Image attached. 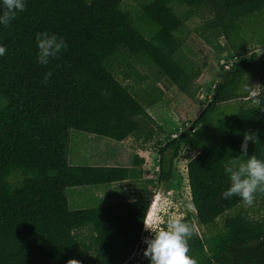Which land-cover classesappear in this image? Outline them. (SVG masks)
Returning <instances> with one entry per match:
<instances>
[{"label":"trees","instance_id":"trees-1","mask_svg":"<svg viewBox=\"0 0 264 264\" xmlns=\"http://www.w3.org/2000/svg\"><path fill=\"white\" fill-rule=\"evenodd\" d=\"M123 2L25 0V10L0 25V44L6 46L0 56V96L6 101L0 109V264H149L143 236L151 233L143 228L151 199L69 208L67 188L133 176L126 167L69 164L70 131L117 141L133 136L144 143L164 132L147 111L156 103L155 92L139 100L123 82L129 74L112 63L120 56L154 65L167 87L193 98L201 67L184 69L177 59L183 42L175 35L193 16L209 33L204 40L220 52L232 50L235 60L210 88V100L192 125L162 145L156 141L158 179L172 177L183 148L195 150L186 166L188 186L212 251L207 256L197 251L191 236L188 255L197 264H264V215L254 217L238 196L221 195L229 186L225 168L233 161L250 155L264 160V103L245 89L254 69L264 70V60L235 42L244 19L263 10L264 0H142L135 16ZM175 5L188 9L178 16ZM45 31L63 37L67 47L41 65L35 36ZM260 81L264 85V77ZM231 101L241 102L238 111L211 125L216 106ZM244 132L257 136L248 155L239 147ZM13 173L20 176L10 181ZM256 197L264 199V193Z\"/></svg>","mask_w":264,"mask_h":264},{"label":"rangeland","instance_id":"rangeland-1","mask_svg":"<svg viewBox=\"0 0 264 264\" xmlns=\"http://www.w3.org/2000/svg\"><path fill=\"white\" fill-rule=\"evenodd\" d=\"M138 1L142 0H124L123 6L129 9L132 15L135 16L139 8ZM187 9L188 7L186 5L174 6V12L178 16L184 14ZM244 21L245 23L243 22L241 24V30L239 31L240 39L235 41L238 45L237 48H243L245 46L246 51H249V55L254 54L255 59L260 58L264 60V9L245 18ZM201 24V19L192 17L175 32V35L183 41V45L177 54V59L181 65L187 71L201 67V75L195 83V86L201 87L200 91L202 93L200 95L196 93L193 98L189 97L190 100L188 101L185 99L186 94L182 93L176 86L167 87L165 85L166 80L158 74L157 68L154 65L136 63L129 57L126 59L127 62L123 61L120 56H117L113 60V66H120V70L129 74L128 80H123V82L130 86L131 91L137 94L139 100L142 101L143 98L148 99V95L153 94V91L155 92L156 103L150 111L165 124L164 132L156 134L153 139L145 143L141 138L131 139V142L136 147H140L141 145L144 150H148L151 153L156 152L153 155L151 154L152 157L158 152L159 147H157L156 141L160 140L162 145L168 139H171L170 136L172 133L178 136L181 131L192 125L194 118L210 100V88L213 87L216 81L222 78L224 72L234 63L235 59L232 50L228 49L225 52H220L204 40L202 35L207 36L209 33L203 32ZM218 40L221 44H225L226 42L223 37H220ZM128 64L133 65L134 69ZM135 71H138L139 74L136 75L134 73ZM114 73L122 81L123 75L121 72L115 70ZM262 77H264V70H261L259 67L255 68L249 75V80L245 86V89H250V97L257 103H264V85L260 81ZM159 91H162V95L159 94ZM156 95H159V97ZM184 101L187 102L185 103ZM5 105L6 101L0 96V109ZM240 105V101L219 104L211 113L209 123L211 125L216 124L218 119L236 113ZM70 133L72 140L74 139L71 148L76 149L77 145L74 136L79 132L72 129ZM141 135L143 136V133ZM195 154V150L183 148L180 155L174 160L172 177L167 181H159L157 184L153 183L152 178L150 180L152 164L149 163L150 166L148 165L149 167H147V178H144V183L151 184L152 186L150 190L146 188V197L151 199V211L145 223L155 221V227H161L162 224L167 222L169 217L189 219L193 229L192 236L195 247L197 251H201L207 256L212 251V245L204 227L196 218V212L191 202L186 170L188 161ZM19 176L13 173L9 177V180L15 181ZM141 184L143 185V182ZM69 190L71 192L73 191L72 188H69L67 193H69ZM104 196L106 199L102 202L101 206L126 201V197L123 194L115 196L105 194ZM241 205L248 208L250 213L256 218L264 215V199L262 197L254 198L251 205L245 203ZM155 211L159 213L156 214ZM222 221L223 217H219L218 223L221 224ZM143 230L148 235L151 233L150 230L145 229V224ZM146 238L147 236L144 235L143 241Z\"/></svg>","mask_w":264,"mask_h":264},{"label":"clouds","instance_id":"clouds-1","mask_svg":"<svg viewBox=\"0 0 264 264\" xmlns=\"http://www.w3.org/2000/svg\"><path fill=\"white\" fill-rule=\"evenodd\" d=\"M24 10L25 0H0V25H9L17 13ZM35 41L36 60L41 65H48L51 59L58 58L67 47L63 37L46 31L38 32ZM5 52L6 46L0 44V56ZM51 75V72L45 73V83ZM255 139V134L244 132L239 145L240 152L248 155L249 142H254ZM225 172L229 177V186L222 192L223 198L228 199L235 195L245 204L251 205L256 193H264V160L255 155H250L246 161H233L231 166L225 168ZM144 224L145 229L151 231V237L144 241L147 246L143 253L149 264H197V261L188 255V241L193 234L189 223L180 217H169L162 227H155V221Z\"/></svg>","mask_w":264,"mask_h":264},{"label":"crops","instance_id":"crops-1","mask_svg":"<svg viewBox=\"0 0 264 264\" xmlns=\"http://www.w3.org/2000/svg\"><path fill=\"white\" fill-rule=\"evenodd\" d=\"M200 88L201 87H199V91L197 92L198 95L202 93ZM185 96L187 101L190 100L187 95ZM157 97H159V95ZM187 101L184 102L186 103ZM154 105L155 104H153V106ZM153 106L147 108V111L153 120L164 129L165 124L150 111ZM77 131L79 133L74 136L77 145L76 149L71 148L74 139L72 140L70 133L68 151L69 164L76 166L126 167L131 170L130 172L133 176L126 180L112 183L75 186L74 188L69 187L73 190L72 192L69 190V193H67L69 189L67 188L66 194L70 209L75 210L101 206L102 202L106 199L104 198L105 194H108V196L123 194V196L126 197L125 202L146 198V190L150 189L147 188L149 184L144 183V178H147L146 174L147 167L150 166L149 163L153 164L152 158L154 156L152 157L151 154L153 155L156 152L151 153L148 150H144L141 145L140 147H136L131 142V139L135 138L133 136H129L122 141H117L98 134ZM111 150H113V152H111ZM136 155L138 156V160L135 164L134 158ZM151 178L150 172V180ZM141 182H143V185Z\"/></svg>","mask_w":264,"mask_h":264},{"label":"built area","instance_id":"built-area-1","mask_svg":"<svg viewBox=\"0 0 264 264\" xmlns=\"http://www.w3.org/2000/svg\"><path fill=\"white\" fill-rule=\"evenodd\" d=\"M228 66V65H227ZM228 68V67H227ZM171 139L176 138L177 135H175L174 133L171 134ZM173 137V138H172ZM157 156V157H156ZM153 160V164H152V170H151V176H152V180L153 183L157 184L159 182L158 180V174L160 172V155L157 152V154L152 158ZM155 161V163H154ZM147 188L152 189L151 184L147 185Z\"/></svg>","mask_w":264,"mask_h":264},{"label":"bare ground","instance_id":"bare-ground-1","mask_svg":"<svg viewBox=\"0 0 264 264\" xmlns=\"http://www.w3.org/2000/svg\"><path fill=\"white\" fill-rule=\"evenodd\" d=\"M150 209H151V206H150ZM150 211H151V210H149V213H150ZM149 213H148V214H149ZM148 214H147V216H146V219H147V217H148ZM146 219H145V221H146Z\"/></svg>","mask_w":264,"mask_h":264}]
</instances>
